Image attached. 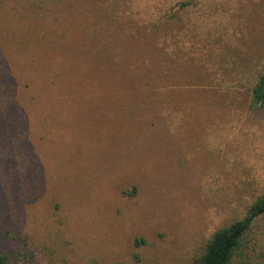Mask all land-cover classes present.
<instances>
[{"label":"rangeland","instance_id":"obj_1","mask_svg":"<svg viewBox=\"0 0 264 264\" xmlns=\"http://www.w3.org/2000/svg\"><path fill=\"white\" fill-rule=\"evenodd\" d=\"M82 1L38 51L0 33V248L194 264L264 194V0ZM244 248L264 264V214Z\"/></svg>","mask_w":264,"mask_h":264},{"label":"trees","instance_id":"obj_2","mask_svg":"<svg viewBox=\"0 0 264 264\" xmlns=\"http://www.w3.org/2000/svg\"><path fill=\"white\" fill-rule=\"evenodd\" d=\"M24 2L27 5L21 7L24 11L19 14L14 13L7 16L4 15L5 13H1L0 33H6L12 42H18L24 47L29 48L32 45L37 51L41 49L40 45L45 39L58 40L65 37V33L54 36L51 33L44 32V29L46 27L56 28L54 22L63 23L65 21L64 17L68 15V12L81 11L84 13L82 21L84 22L85 20V12L81 10L85 7V3L82 0L80 3L71 0H29ZM53 13H56V15H53ZM13 17H15V20H12ZM5 22L8 23L9 27L5 26ZM2 25H4V30L1 31ZM2 36L7 38L6 35ZM86 38L89 44L88 53L95 58L104 60L105 53L99 45L100 43L98 44L97 40L92 39L91 36ZM21 40H24V42H21ZM252 104L257 107H264V71L252 89ZM263 214L264 194L250 206L243 218L235 220L233 223L214 232L207 240L204 251L195 257L194 264H236L239 262L245 255L244 247L246 246L247 236L255 220ZM143 242L144 239L136 238L135 245L138 247ZM30 256L26 252H22L21 255H15L5 248H0V264H31ZM133 257L136 263L141 261L139 251ZM50 264H55L53 259H51ZM88 264L100 263L97 259H93Z\"/></svg>","mask_w":264,"mask_h":264}]
</instances>
